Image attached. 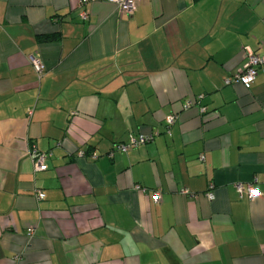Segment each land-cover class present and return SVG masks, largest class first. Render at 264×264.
I'll return each instance as SVG.
<instances>
[{
    "label": "crops",
    "instance_id": "0c3cea01",
    "mask_svg": "<svg viewBox=\"0 0 264 264\" xmlns=\"http://www.w3.org/2000/svg\"><path fill=\"white\" fill-rule=\"evenodd\" d=\"M245 47L264 0H0V264H264V65L224 83Z\"/></svg>",
    "mask_w": 264,
    "mask_h": 264
},
{
    "label": "built area",
    "instance_id": "2783aa9c",
    "mask_svg": "<svg viewBox=\"0 0 264 264\" xmlns=\"http://www.w3.org/2000/svg\"><path fill=\"white\" fill-rule=\"evenodd\" d=\"M96 0H79V3L81 6L87 5L91 2H95ZM109 3L115 5L120 12H123L128 15H132L134 9H135V0H107ZM80 17L85 20L87 18V13L83 11L80 14ZM242 58L244 59L245 63L243 66L238 70L236 74H234L231 78H227L224 83L226 85L232 83V82H239L241 83L246 89H249L254 82L258 69L264 65V55L258 54L253 52L248 47L243 48L241 53ZM30 63L33 66L34 70L37 73H41L43 70V67L39 60L33 56L30 57ZM174 117L169 116L166 118V127H167V133H169V127L174 122ZM157 133L153 134H142L139 133L136 136H130L127 143H121L116 146V149L119 152L125 153L129 151L130 149L136 148L138 146L148 144L154 141L155 136ZM30 158L34 162V170L35 172H43L45 171V161L48 158L47 154L44 153H38L37 150L33 147L31 151L29 152ZM203 160V158H201ZM135 190H138L140 192H144L145 190L141 188L140 186H135ZM235 189L237 193L240 196H243L246 194V196L250 199L256 197L258 195V190L256 188L252 189L250 185L242 186V184L238 183L235 184ZM180 194L182 195H188L186 190H181ZM208 198L212 199V194L207 195ZM37 199L42 200L43 194L37 193ZM152 199L155 203H158L161 200V192L159 190L154 191L152 194ZM28 236L31 237L34 234V230L32 228H29L27 230Z\"/></svg>",
    "mask_w": 264,
    "mask_h": 264
},
{
    "label": "trees",
    "instance_id": "16d2710c",
    "mask_svg": "<svg viewBox=\"0 0 264 264\" xmlns=\"http://www.w3.org/2000/svg\"><path fill=\"white\" fill-rule=\"evenodd\" d=\"M38 39H39V41H41V42H47V41H53V40H55L56 39V37H54V36H40V37H38ZM34 146H32L30 149H29V151H28V155H29V152L31 151V149L33 148ZM35 148V147H34ZM36 149V148H35ZM37 150V149H36ZM37 152L38 153H42V152H39L38 150H37ZM44 154H47L48 155V157H49V153H45L44 152ZM29 157H30V155H29ZM35 171V170H34ZM44 197V196H43Z\"/></svg>",
    "mask_w": 264,
    "mask_h": 264
}]
</instances>
